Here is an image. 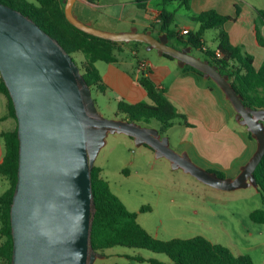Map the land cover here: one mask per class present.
<instances>
[{
  "label": "water",
  "instance_id": "95a60500",
  "mask_svg": "<svg viewBox=\"0 0 264 264\" xmlns=\"http://www.w3.org/2000/svg\"><path fill=\"white\" fill-rule=\"evenodd\" d=\"M76 1L64 0L66 16L78 28L113 41L146 43L214 80L257 148L236 176L222 177L196 163L189 152L176 151L159 128L105 117L72 55L28 15L0 2V72L15 105L20 140L11 207L12 264H94L103 257L91 247V173L110 133L132 136L137 146H151L156 157L169 159L173 168L218 189L258 186L255 170L264 157V108L246 105L230 76L194 54L192 46L177 47L167 33L154 35L136 27L122 32L98 28L79 18Z\"/></svg>",
  "mask_w": 264,
  "mask_h": 264
},
{
  "label": "trees",
  "instance_id": "16d2710c",
  "mask_svg": "<svg viewBox=\"0 0 264 264\" xmlns=\"http://www.w3.org/2000/svg\"><path fill=\"white\" fill-rule=\"evenodd\" d=\"M149 1L135 0L136 4L145 10H149ZM170 1L173 0H163L164 4ZM0 2L32 18L55 38L74 60V56H82L81 62L76 60L75 62L80 66L92 91L105 92L110 88L104 81L96 63L98 61L118 62L119 53L125 51L124 45L128 42L95 36L78 28L68 20L64 0H0ZM256 11L264 21V8ZM239 14L238 7L237 15ZM237 15H224L213 9L203 11L195 17L200 23L199 28L195 31L189 30L187 34L181 33L175 26L174 11L162 8L155 19H160V34L167 33L170 41H175L173 45L200 49L205 54L204 59H209L212 64L219 66L222 73L228 74L234 87L242 94L246 105L264 108V59L257 64L256 55L246 50L244 45L234 44L224 28L225 23L236 20ZM212 28L219 29L218 46L215 49L209 47L205 41L206 31ZM254 31L257 44L264 47V36L257 24ZM135 47L133 50L137 52V44ZM164 55L176 59L171 55ZM138 63L141 73L139 82L146 89L148 99L130 103L121 98L118 101L117 114L121 118L136 120L142 124L157 119L162 123L160 131L163 135L178 119L181 123L191 126L187 115L181 113L167 95V90L157 85L152 79V67L141 59ZM142 63L145 66H141ZM182 70L204 76L202 71L189 64L183 66ZM0 93L6 102V112L0 117V121L13 118L16 122L14 128L5 129L1 133L6 152L4 159L0 162V175L9 181V187L0 194V261L2 264H12L14 239L11 207L18 181L20 140L15 105L1 74ZM249 133L253 137L252 133ZM208 169L216 171L219 176H227L221 170ZM102 172L101 166L94 165L91 173L95 202L91 232L93 250L102 253L106 248L125 245L166 253L174 264H255L250 254H235L230 247L214 242L203 235L167 240L155 237L138 221V212L129 210L121 198L112 191L109 181L104 178ZM255 176L258 183L257 188L264 200V157L255 170ZM147 210H150L148 205L141 208V211ZM251 218L264 222V210H254ZM151 263L163 264L158 260H151Z\"/></svg>",
  "mask_w": 264,
  "mask_h": 264
},
{
  "label": "rangeland",
  "instance_id": "374dc122",
  "mask_svg": "<svg viewBox=\"0 0 264 264\" xmlns=\"http://www.w3.org/2000/svg\"><path fill=\"white\" fill-rule=\"evenodd\" d=\"M252 2L256 7L264 8V0H252ZM168 7L175 12V15L188 12L187 4L180 0L169 3ZM253 15L261 31L262 20L257 11L253 10ZM218 34V28L206 31L205 38L212 49L217 47ZM170 43L175 42L172 40ZM131 44L125 51L119 53V66L130 72L135 81L130 96L125 98L126 101L134 103L148 99L146 89L136 82L135 72L139 64L137 60L140 58L145 61L148 58L155 66L163 55H160L157 49H149L144 43L132 41ZM136 44L137 55L131 49ZM192 52L201 58L205 57L198 48H194ZM74 58L78 62L83 59L80 55ZM96 65L103 76L109 63L98 61ZM210 82L216 84L212 79ZM93 96L98 109L105 117L121 118L117 111L118 101L122 97L118 93L108 88L105 92L93 91ZM211 99L216 100L217 96L213 94ZM10 121L9 128H14L15 119L10 118ZM180 121L176 120L164 134L169 136L171 146L178 152L189 148V145L187 147L180 143L186 133L185 124ZM229 121V126L240 124L236 115ZM143 125L160 129L162 123L153 119ZM193 160L203 166V163L196 158ZM95 165L103 168L102 174L109 181L112 191L121 198L129 210L138 212V221L155 237L167 240L203 235L214 242L231 247L234 253L245 249L241 248L242 245L245 247L254 245L251 250L256 263L262 264L264 261V222L251 218L254 210H264V200L256 186L236 190L210 187L183 169L173 168L169 159L156 157L155 151L148 145L137 146L134 138L124 133L108 135L107 143L100 151ZM226 175L234 176L235 171ZM5 182L8 186L9 181ZM2 189L0 192L3 191ZM145 205L150 206V210L141 211ZM102 254L103 257L97 258L94 264H152L151 260L174 264L166 253L140 247L116 245L106 248Z\"/></svg>",
  "mask_w": 264,
  "mask_h": 264
},
{
  "label": "crops",
  "instance_id": "0c3cea01",
  "mask_svg": "<svg viewBox=\"0 0 264 264\" xmlns=\"http://www.w3.org/2000/svg\"><path fill=\"white\" fill-rule=\"evenodd\" d=\"M178 1L173 0L169 3ZM180 1L187 4L188 11L175 15V26L181 33L183 29L197 30L200 23L195 17L203 11L213 9L220 14L235 16L239 7L240 15L236 20L226 22L224 28L228 31L234 44L244 45L246 50L256 55L257 64L262 62L264 47L259 46L256 42L254 29L258 23L253 15V10L256 11L260 8L256 7L252 0ZM169 3L164 4L163 0H150L149 10H145L140 8L135 0H77L74 11L79 17L81 16L83 21L104 30L122 32L136 27L139 31L151 30L154 35H159V19L156 20L155 17L162 8L170 10ZM261 32L264 34V21H262ZM205 41L207 43L206 38ZM128 43L124 45L125 49L132 45L131 42ZM207 45L211 47L209 43ZM131 49L133 50V47ZM133 52L137 54L135 50ZM161 57L163 58H160L155 66L152 65L150 59L146 58L145 61L153 69L151 77L154 82L167 90L169 98L181 113L187 115L188 121L191 123V126L185 125L186 133L180 140L183 146L188 147L189 145V148L180 151L189 152L206 168L221 170L225 173L235 171L234 176H236L255 152L256 139L251 137L250 131L240 122L237 126H229V120L235 117L236 110L217 84L210 82V78L182 70L177 59H171L164 55ZM139 60L140 58L137 61ZM119 63L120 58L118 62L109 63L103 77L109 87L125 100L130 96L131 87L135 81L130 72L120 68ZM136 70V82L140 83L141 73L138 65ZM212 93L217 96L216 100L211 99ZM5 112V98L0 93V117ZM10 122V118L0 121V162L5 156V142L1 133L9 128ZM5 181L7 180L0 175V190L4 188L0 194L9 187ZM215 189L217 188L215 187ZM253 246L242 245L241 248L245 249H241L235 254L248 253L254 259L251 250ZM0 264H2L1 261ZM255 264H257L256 261Z\"/></svg>",
  "mask_w": 264,
  "mask_h": 264
},
{
  "label": "built area",
  "instance_id": "2783aa9c",
  "mask_svg": "<svg viewBox=\"0 0 264 264\" xmlns=\"http://www.w3.org/2000/svg\"><path fill=\"white\" fill-rule=\"evenodd\" d=\"M159 21H160V19H159ZM189 32V29H183L182 30V33H184V34H187ZM145 64H148L146 61H145ZM145 64H141V66H145Z\"/></svg>",
  "mask_w": 264,
  "mask_h": 264
}]
</instances>
